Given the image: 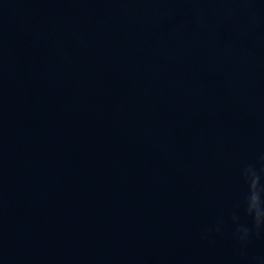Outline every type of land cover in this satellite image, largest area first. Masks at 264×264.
<instances>
[{
  "label": "water",
  "instance_id": "1",
  "mask_svg": "<svg viewBox=\"0 0 264 264\" xmlns=\"http://www.w3.org/2000/svg\"><path fill=\"white\" fill-rule=\"evenodd\" d=\"M0 264H264V0H0Z\"/></svg>",
  "mask_w": 264,
  "mask_h": 264
}]
</instances>
